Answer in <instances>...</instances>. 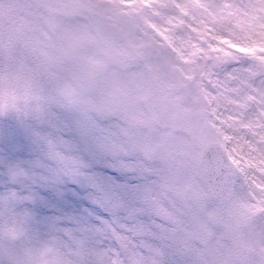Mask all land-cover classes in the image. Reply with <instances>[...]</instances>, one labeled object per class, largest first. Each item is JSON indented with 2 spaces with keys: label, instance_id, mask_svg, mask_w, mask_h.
I'll use <instances>...</instances> for the list:
<instances>
[{
  "label": "snow or ice",
  "instance_id": "snow-or-ice-1",
  "mask_svg": "<svg viewBox=\"0 0 264 264\" xmlns=\"http://www.w3.org/2000/svg\"><path fill=\"white\" fill-rule=\"evenodd\" d=\"M149 3L157 27L146 30L195 92L201 181L237 222L264 218V0ZM105 144L104 126L44 88L13 84L0 59V231L89 249L80 264H211L187 246L193 209L176 182Z\"/></svg>",
  "mask_w": 264,
  "mask_h": 264
},
{
  "label": "rangeland",
  "instance_id": "rangeland-1",
  "mask_svg": "<svg viewBox=\"0 0 264 264\" xmlns=\"http://www.w3.org/2000/svg\"><path fill=\"white\" fill-rule=\"evenodd\" d=\"M79 1L89 6L97 31L121 58L147 56L163 92L183 114L192 117L199 135L201 122L194 90L182 79L183 71L165 46L153 40L148 31H142L157 27L148 19L149 11L156 12L149 0ZM72 9L68 0H0V59L7 66L11 82L22 89H46L50 98L62 106L67 104L92 123L104 126L105 146L138 153L173 179L174 194L193 209L194 230L187 246L194 257L210 256L211 264H239L217 225L218 206L201 181L193 144L178 130L175 113L163 102V128L158 130H146L138 116L115 115L113 108L122 96L147 100V76L141 69L120 71L109 67L103 71L105 63L97 49L77 56L72 47L92 38L93 33L86 19L69 16ZM147 41L150 45H146ZM148 105L153 111L152 101L148 100ZM205 205L213 211L201 221L197 212ZM243 221L249 224L247 248L264 260V246L257 243L264 236V218L256 212ZM231 223L239 222L231 215ZM89 251L63 241L31 236L20 227L0 231V264H80Z\"/></svg>",
  "mask_w": 264,
  "mask_h": 264
},
{
  "label": "flooded vegetation",
  "instance_id": "flooded-vegetation-1",
  "mask_svg": "<svg viewBox=\"0 0 264 264\" xmlns=\"http://www.w3.org/2000/svg\"><path fill=\"white\" fill-rule=\"evenodd\" d=\"M101 57L103 58L101 61L107 63V67H116L115 64L119 63L117 56L104 44V43H94L92 45ZM105 68L104 70H107L108 68ZM118 68V67H117ZM149 101H152L154 108H155V115L153 116L152 113H149L150 117L147 120L142 121V125L147 127H155V128H163V95L159 90L153 91L149 88L146 94ZM144 105H147V103L144 101ZM147 112H149L147 110ZM181 120V118H180ZM185 126L188 127V130L185 131H191L192 125L189 121H186L185 119L181 120V123L179 124L180 129H185Z\"/></svg>",
  "mask_w": 264,
  "mask_h": 264
},
{
  "label": "water",
  "instance_id": "water-1",
  "mask_svg": "<svg viewBox=\"0 0 264 264\" xmlns=\"http://www.w3.org/2000/svg\"><path fill=\"white\" fill-rule=\"evenodd\" d=\"M87 18L90 20L91 25L93 26V24H94L93 15L89 14ZM87 46H88V44H85L83 49H85ZM140 62H141L140 59L134 58L133 61H132V64L137 66L138 64H140ZM129 67H131V65H129ZM214 199H215V197H214ZM216 202L219 205L220 227L223 230L224 237L233 245V247L239 253V252H241L243 250L242 241H243V238H244V235H245V231H246L248 225L246 223H242V224H240L238 226H235V227L227 226L225 222H226V219H227V216H228L229 213L227 211H224V210L221 209V205H220V203L217 200H216ZM245 258H246V261H243L242 262L243 264H251V262L253 261L248 256H245ZM258 264H263V263L258 262Z\"/></svg>",
  "mask_w": 264,
  "mask_h": 264
}]
</instances>
